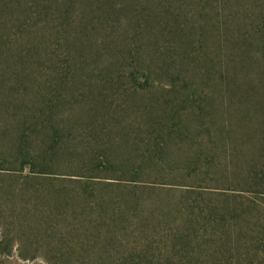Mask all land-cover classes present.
I'll use <instances>...</instances> for the list:
<instances>
[{
	"label": "rangeland",
	"instance_id": "obj_1",
	"mask_svg": "<svg viewBox=\"0 0 264 264\" xmlns=\"http://www.w3.org/2000/svg\"><path fill=\"white\" fill-rule=\"evenodd\" d=\"M109 1L112 14L105 21L100 9ZM92 2L94 8L87 0H0V157L10 161L0 162V173L12 176L0 178V185L18 186L29 173L20 172L22 160L16 162L18 142L37 162L42 148L54 147L48 158L64 167L92 161L101 170L63 168L45 172L50 177H95L114 183L112 190L134 191L142 201L166 207L167 216L157 213L143 229L131 228L129 241L102 254L95 249L93 264L251 263L232 252L229 239L233 228L253 229L254 237L264 225V193L257 187L261 118L245 133L228 129L231 135L217 140L221 131L210 125L209 108L191 79L202 47L180 46L186 40L180 29L198 19L182 0ZM152 15L160 17L151 32L146 21ZM112 146L123 158L109 155ZM123 159L130 160L128 167ZM111 161L119 163L116 170L108 168ZM188 215L195 223L188 236L196 245L207 243L203 252L175 250L169 242L177 232L184 235ZM140 231L155 245L139 251L145 259L130 262L127 249L141 246ZM21 239L14 219L1 215L0 264H48L43 250L19 251ZM254 247L258 264L262 246Z\"/></svg>",
	"mask_w": 264,
	"mask_h": 264
},
{
	"label": "trees",
	"instance_id": "obj_2",
	"mask_svg": "<svg viewBox=\"0 0 264 264\" xmlns=\"http://www.w3.org/2000/svg\"><path fill=\"white\" fill-rule=\"evenodd\" d=\"M182 2L192 9L198 19L180 29L181 38L186 36L180 46L186 51L190 47H202L195 58L196 64L190 70L191 79L196 84L195 95L198 94L206 104L205 107L209 108L210 125L221 131L217 140L225 141V132L227 136L231 135L227 132L228 129L235 135L245 133L251 128L254 118H261V132L264 133V0ZM87 3H91L90 8H94L92 0H87ZM193 5L200 7L196 10ZM152 7L157 8L155 1L152 2ZM207 7L209 11L206 13ZM112 8L109 1L100 9L103 20H108ZM189 13L190 11L186 12V18H189ZM210 14L213 16L210 17ZM159 17L152 15L146 21L151 32L154 29L153 23ZM186 74L189 75L188 70ZM234 139L236 141V138ZM21 148L18 142L19 150L15 159L16 162L23 161L20 163V172L28 169L29 173L22 177L18 186L0 185V218L1 215L10 216L18 224L23 239L16 245L21 252L43 250L47 254L44 259L48 264H93L91 255L95 249L100 247L102 254L109 245L129 241L128 231L131 228L143 229L141 227L147 222L152 223L151 220L157 213L167 216L164 214L166 207L163 205L144 202L135 196L134 191L121 193L123 191L120 192L119 189H110L116 187L112 185L114 183L93 181L95 177H88L87 182L80 179L52 178L51 174L45 173L58 172L63 168L76 169L79 172H100L101 167L92 161L67 164L68 166L64 167L65 164L58 159L48 158L54 147H49V150L42 148L39 153L41 160L38 162L31 160V155ZM108 152L109 155L115 153L113 156L119 158L124 155L119 154L113 146ZM261 158L262 177L257 187L264 193V152ZM0 162L10 161L8 157H0ZM123 162L126 163L123 166L128 167L130 160L123 159ZM118 164L109 163L108 168L116 170ZM139 165L141 168L137 171L144 168L143 164ZM4 177L12 176L0 173V178ZM192 224H195L194 220L188 215L183 224L184 235L177 232L168 237L175 250L181 248L180 251H193L196 248L203 252L201 247L207 246L204 242H197L198 245L191 242L188 232ZM116 230H121L120 233L125 235L115 233ZM230 231L229 245L236 255L244 253L246 260L253 259L249 264H255V254L259 251L254 247L257 242H260L264 255V225L259 230L256 229L257 236L254 237L252 235L255 231L243 226ZM139 234L136 240L141 246L137 249H127L130 262L135 261V258L145 259L144 254L139 251H149L152 244L155 245L150 235L143 231ZM30 237L34 239L31 240ZM148 246L150 248L145 249ZM10 250H13V243ZM71 259H75V263L71 262ZM246 260L244 262H247ZM263 263L264 256L258 264ZM237 264L243 263L238 261Z\"/></svg>",
	"mask_w": 264,
	"mask_h": 264
}]
</instances>
